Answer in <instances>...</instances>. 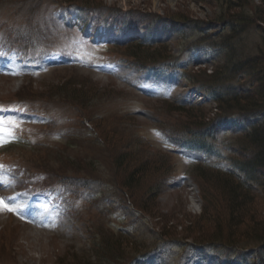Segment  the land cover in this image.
<instances>
[{
  "label": "rangeland",
  "instance_id": "rangeland-1",
  "mask_svg": "<svg viewBox=\"0 0 264 264\" xmlns=\"http://www.w3.org/2000/svg\"><path fill=\"white\" fill-rule=\"evenodd\" d=\"M263 6L0 0V179L10 171L19 189L9 195L0 183V197L19 209L0 206V264H130L134 255L133 264H264L255 238L264 226V189L256 182L260 196L236 228L239 244L212 239L235 228L211 172L249 175L236 159L248 158L239 144L254 127L235 117L225 127L214 122L225 117L203 89L220 84L232 96L264 81V23L255 17ZM96 17L109 21L97 24ZM147 30L156 36L147 38ZM257 57L255 71H232ZM231 71L223 85L221 75ZM256 120L263 123L264 112ZM186 130L211 135V155L185 148ZM134 162L139 175L129 182ZM121 182L131 188L130 201ZM159 230L173 233L167 239ZM101 231L123 254L96 255Z\"/></svg>",
  "mask_w": 264,
  "mask_h": 264
},
{
  "label": "trees",
  "instance_id": "trees-1",
  "mask_svg": "<svg viewBox=\"0 0 264 264\" xmlns=\"http://www.w3.org/2000/svg\"><path fill=\"white\" fill-rule=\"evenodd\" d=\"M255 17L257 18V20H260L264 23V6L261 9L258 8L256 9ZM139 45L142 46V44ZM131 56H136V55L132 54ZM260 59L261 57L260 58L257 57L252 60H247L245 62L238 63L233 67L232 71H234L235 73H237L240 69L242 71H250V70L255 71L256 67L258 66V61ZM229 66L230 64L226 66V69ZM232 71L231 73L228 72H225L224 74L221 73L222 74L221 77L223 80L221 81L223 85L226 84L227 82L228 83L230 82L229 75L233 74ZM216 75L217 73L214 72L210 75V77ZM255 76L258 77V74H255ZM259 79L261 80V82L255 89L245 92L244 94H240V93L233 94L232 96H228L230 95V92L228 91V89H225L223 86L221 87L220 84L218 86V88L220 89L213 88L212 86H204V85L203 86L206 91L210 92L216 98L218 103V108H220V110L223 112L221 114L223 115L222 117H229L235 114L249 121L255 117H258L264 112V81H262L261 77H259ZM219 121H220L219 118L214 120V122H217V124H219ZM194 126H202V124L195 123ZM253 127H254L253 130L245 135L243 140L244 144L242 143L239 144L240 147L239 150L247 153L248 158L246 160H240L238 156L237 159L235 157V159L237 160L236 163H238L239 166L238 169H242L244 172H246L249 175H246L245 178L243 177L238 178L234 174L228 171H224L223 173L219 171L211 172L213 181L217 184L219 189L222 190L223 193L225 194L224 198H226V200L225 199L224 200L228 204V212L230 215H232V219H233V221L230 223L231 228H235L234 231H232L227 237H222V238L220 237L221 239H217V237L212 238L217 242H220L219 240H222L223 241L222 243L225 244L226 246H234V244H239V241H235L237 237L239 238L240 236V234H238V231H236V228L240 226L242 222H244V220H246L248 213L251 212V206H250L251 202L260 196L257 195V193H255L256 191L253 190L252 183L256 182L257 186L262 187L264 189V122L262 123L258 121V123H255ZM210 136L211 135H207V133L203 135L200 132L186 130L182 138H184V140L187 141L188 145H195L197 149L203 150L206 153H212L213 149H211L207 144V141L210 138ZM125 157L126 155L119 157L120 160L122 159V162H120L121 165L123 164L122 166L126 165ZM119 159L115 158L114 162H117V160L119 161ZM137 167L138 166L135 165V162L132 166H130L129 169L132 168L133 172L130 171L128 174L127 178L129 182H131L130 179L132 175H133L132 179L135 176L137 177V175H139V172L137 170H134ZM195 170H197L201 178H204L206 176L205 173L201 172L202 170H204L202 166H197ZM61 176L64 175L61 174ZM249 177L251 178V180L247 179ZM205 178L204 180L209 179V178L206 179ZM117 185L119 189L126 191L128 197L130 196L133 197L131 188L128 186L126 182L125 183L121 182V184L118 183ZM261 201L264 202V195L261 198ZM134 205H136L143 211L147 210V208H144V206L143 207L140 206V204L136 202ZM97 224H99V222H97ZM260 232L257 233L258 235L255 238L256 241H258L259 244H261V246L262 245L264 246V226L262 231ZM172 233H173L172 230L171 231L167 230L166 232L159 230V232H157V234L160 237H166L167 239L170 238L168 234H172ZM190 236L193 235H189L187 236V238H190ZM97 237H99V239L95 242L96 245L95 247L98 249L96 251L97 256L102 254L103 251L110 253L111 252L110 249H113L112 251L120 252L119 253L120 255L123 254V252L125 251V249L121 246V244L117 242L112 243L111 241L112 239H110L108 235L104 234L103 231L98 233ZM192 239H195V237L193 236ZM134 257L135 255L131 256V259H133ZM126 261L129 262L130 257L129 258L127 257Z\"/></svg>",
  "mask_w": 264,
  "mask_h": 264
},
{
  "label": "snow or ice",
  "instance_id": "snow-or-ice-1",
  "mask_svg": "<svg viewBox=\"0 0 264 264\" xmlns=\"http://www.w3.org/2000/svg\"><path fill=\"white\" fill-rule=\"evenodd\" d=\"M2 121H0V125H2ZM9 123H11V122H9ZM0 167H2V166H0ZM0 183H3V180L2 179H0ZM8 200H13L14 201V198H7ZM0 206H3V208L5 209V210H10V211H14V212H19V209H15V208H9V206H8V204L5 202V198H3V197H0ZM21 207H23V206H21Z\"/></svg>",
  "mask_w": 264,
  "mask_h": 264
},
{
  "label": "bare ground",
  "instance_id": "bare-ground-1",
  "mask_svg": "<svg viewBox=\"0 0 264 264\" xmlns=\"http://www.w3.org/2000/svg\"><path fill=\"white\" fill-rule=\"evenodd\" d=\"M0 189H1V188H0ZM21 201H22V200H21ZM13 203H14V202H13ZM16 205H17V204H16ZM32 208H33V207H32ZM23 210H25V209H23ZM25 211H26V210H25ZM27 211H29V210H27ZM37 211H38V210H37ZM25 213H27V212H25ZM27 214H28V213H27ZM27 214H26V215H27ZM26 215H25V216H26ZM45 216H46V215H45ZM47 217H48V216H47ZM42 219H43V218H42ZM35 220H36V219H35ZM45 220H46V219H45ZM46 221H48V219H47ZM50 221H51V220H50ZM38 224H39V223H38Z\"/></svg>",
  "mask_w": 264,
  "mask_h": 264
}]
</instances>
